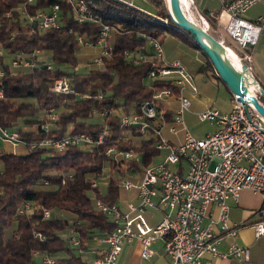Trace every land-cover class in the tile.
<instances>
[{
    "label": "trees",
    "instance_id": "obj_1",
    "mask_svg": "<svg viewBox=\"0 0 264 264\" xmlns=\"http://www.w3.org/2000/svg\"><path fill=\"white\" fill-rule=\"evenodd\" d=\"M87 1H91L90 8L100 16V22L79 23L74 8L64 0H33L31 4L28 0H0V45L9 49V56L0 55V68L5 72L0 76L5 92V98L0 99V125L18 129L28 141L39 140L47 135L41 130L42 117L39 115L55 107L59 119L53 122L50 133L55 137L77 131L97 136L106 127L101 145H70L60 151L37 146L24 155L0 149L3 165L0 168L3 189L0 193V264H34L37 249L52 253L58 264H84L66 237V230L76 229L82 246L86 247V241L93 234L109 233L116 226L110 217L95 208L89 196L91 189L104 201L117 202L121 192L120 177L142 171L160 153L156 146L158 138L152 134L139 136L136 129L131 138L117 141V145L120 149H133L139 155L138 160L124 158L115 162L100 151L115 144L121 135V115L136 110L165 84L159 79L148 83L147 73L152 62L146 60L136 64L126 58L127 50H139L152 56L154 52L146 36L161 41L166 31H172L204 53L207 65L202 64L201 69L215 70L207 53L174 21L166 0H149L156 8L154 12L122 0ZM55 2L65 10L66 23L60 27L41 29L21 10L26 4L29 13L34 15ZM7 12L11 15L7 16ZM103 24L112 27L108 42L114 46L113 54L104 57L100 68L76 69L81 47L78 36L83 35L96 43ZM37 49H42L49 59H33L30 66L11 65L8 57L18 53L30 57ZM49 62L53 63V68H48ZM60 76L72 77L78 94L51 91L52 82ZM85 92L87 97L83 96ZM258 98L264 104L260 93ZM94 109H107L108 112L105 116L94 117ZM106 166L109 167L106 189L93 188L96 173ZM66 170L72 174L64 183L63 171ZM46 178L49 183L45 185ZM22 201L41 204L51 210V215L45 216L43 208L19 214L17 208ZM11 227L14 228L7 237L6 231ZM35 231L41 232L46 239L34 236Z\"/></svg>",
    "mask_w": 264,
    "mask_h": 264
},
{
    "label": "built area",
    "instance_id": "obj_2",
    "mask_svg": "<svg viewBox=\"0 0 264 264\" xmlns=\"http://www.w3.org/2000/svg\"><path fill=\"white\" fill-rule=\"evenodd\" d=\"M69 3L75 12L79 23L85 21L100 22L101 18L90 8L91 1L64 0ZM133 5L132 1L122 0ZM191 12L197 17V23L206 30H211L210 20L197 8L195 0H188ZM222 11L216 15L217 24L227 37L236 42L240 51L232 49L226 44L224 36L218 37L220 42L228 46L238 56L242 69L247 66V85L253 94L260 88L251 85L249 70L253 61V47L257 44L260 34L264 33V13L255 20L245 18L244 13L260 0H220ZM31 4L33 0H28ZM183 8V6H182ZM22 13L34 20L38 27L46 29L65 25L63 15L65 10L57 3L50 5L49 9H40L34 15L28 11L26 4L21 6ZM184 10V9H183ZM185 12V11H184ZM7 16L11 12L6 13ZM211 16H215L212 14ZM96 43L79 35V41L88 46H98V55L93 58L94 65H102L104 57L113 54L114 46L108 42L112 27L103 24ZM148 43L153 48L152 56L141 51H126V58L136 64L149 60L152 65L147 73V78L165 81L160 89L139 104L136 110L121 115V135L115 144L105 146L102 150L111 156L115 162L128 158L136 160L139 155L133 149H120L117 141H125L133 136L136 129L139 136L152 134L158 138L157 148L162 153L160 160L151 162L143 167L142 171H134L120 177L119 187L128 191H135L137 201L129 200L125 208L118 202L109 203L97 196L95 190L91 199L96 209L105 213L115 223V228L106 234H93L92 238L103 246L95 257V264H118L119 257L125 243L139 238L142 243L141 255L151 258L154 254L153 243L160 238L165 240V252L171 257V264H213L216 256L235 257L240 262L250 259V248L233 243L227 251H220L218 245L221 235L216 234L214 225L218 224L222 231L232 236H237L238 229L228 223L229 205L228 198L238 199L244 189L264 192V117L252 102H243L238 99V94L233 93V106L228 112H221L212 106L198 112L201 121H213L217 125L214 132L204 137L193 135L185 130L183 139L179 142L169 140L165 135L167 125L172 122L182 123L185 111L192 107V99L188 93L197 94L198 86L194 74L179 60L168 61L164 58V50L160 40L146 36ZM42 49H37L32 56L26 57L18 53L11 58V65L30 66ZM0 55H3L0 49ZM53 63H48V68H53ZM78 67V66H77ZM0 68V76L4 75ZM50 90L64 94H78L76 84L72 77L60 76L52 82ZM84 97L88 93L83 94ZM5 98L4 88L0 83V99ZM178 102L172 108L173 102ZM114 110V108H109ZM108 110H93L100 116H105ZM59 119L55 107L44 111L41 130L47 135L39 140L28 141L24 139L18 129L0 125V140L18 142L29 145L30 148L51 147L60 151L70 145L91 146L104 143L103 133L106 127L97 136L86 131L67 133L60 137L50 135L53 122ZM172 131H177L176 125H171ZM182 162V164H181ZM107 167V166H106ZM106 167L96 173L92 180L93 188H101L107 183ZM71 172L63 175V182ZM135 175L136 181L129 176ZM48 184L49 179H44ZM3 189L0 187V193ZM216 203L219 213L211 217L205 224V219L212 216L210 206ZM34 208H43L45 216L51 215L49 208L33 201H22L17 208V213H27ZM148 208H163L166 213L164 218L156 225H151L145 216ZM255 235L264 236V218L252 223ZM34 236L41 240L46 237L41 232L35 231ZM71 245L81 253V237L76 229L68 232ZM40 264H58L56 256L52 253L35 250Z\"/></svg>",
    "mask_w": 264,
    "mask_h": 264
},
{
    "label": "crops",
    "instance_id": "obj_3",
    "mask_svg": "<svg viewBox=\"0 0 264 264\" xmlns=\"http://www.w3.org/2000/svg\"><path fill=\"white\" fill-rule=\"evenodd\" d=\"M132 1L133 5L141 8L145 11L154 12L156 10L154 4L152 3V8H147L145 4L141 2H137L138 0H129ZM196 6L198 10L205 16L212 15L213 21L210 20L212 25L211 30H213L214 35L220 37L221 35L226 38V44H228V40L230 39L225 34L224 30L218 26L216 15L220 14L222 11V4L220 0H195ZM50 6L48 7V9ZM169 8V7H168ZM264 13V0L258 1L254 6H252L249 10L244 13V17L249 20H255L258 18L260 14ZM187 15V14H186ZM189 18L192 17V14L187 15ZM194 18V17H192ZM197 22V20H194ZM209 30V31H211ZM217 37V38H218ZM229 45V44H228ZM92 48H96V52L98 53V46H90ZM152 48V47H151ZM0 49L3 51V56H9V49L4 48L0 45ZM81 50V49H80ZM153 51V48H152ZM83 52V51H82ZM96 53V55H98ZM42 54H44L43 50L38 54L37 59L42 58ZM79 54V53H78ZM165 54V51H164ZM95 55V56H96ZM94 56V57H95ZM93 57V58H94ZM165 58L170 61L171 59L178 60L176 57ZM226 57V56H225ZM11 59L10 57H8ZM44 58V57H43ZM206 59L202 58L196 66H190L186 62H182L186 68L194 74L196 85L198 86L199 92L197 94L188 93L190 98L192 99V107L185 111L184 121L180 124L170 122L166 129L165 135L166 137L173 141L179 142L183 139L184 131H190L193 135H196L191 129L190 121L192 116L196 117L199 122H207L201 121L198 118V112L210 108L212 106L218 107V109L225 113L231 110L233 106V92L231 97V103H224L221 105H217V100L219 98V90L220 84H223L227 89L230 90L228 85L224 83L221 79L218 78V74L214 69H201V65L205 64ZM251 67L249 70V76L251 80V84L258 88L264 89V33L260 34L259 40L256 45L253 47V61H251ZM207 63L205 64V66ZM199 74V75H197ZM148 83H151V79L148 78ZM259 91L257 92V94ZM178 102L174 101L172 104V108H176L178 106ZM42 117V116H41ZM211 123V129L204 132V137L208 133H212L217 129V125L213 121H209ZM171 125H176L177 131H172L170 129ZM26 128V127H25ZM139 142V140H137ZM137 142V144H138ZM163 152H160L157 155V158L162 156ZM155 157V160H157ZM108 183V182H107ZM104 184V183H103ZM106 189V188H105ZM120 197L118 199L122 208H125L126 203L129 200L137 201V196L135 191L128 192L126 197H123L122 188L120 187ZM89 196H92V192H89ZM117 201V202H118ZM227 203L229 205V216L228 223L231 227H236L238 229L237 236H232V234L222 231L218 224L214 225V230L216 234L221 235V241L218 245L220 251H227L229 246L233 243H237L243 246H248L250 248V259L239 261L235 257H221L216 256L213 260V264H264V236L255 235V230L252 226V223L264 218V192L253 191L251 189H244L241 191L239 198L236 200L234 198H228ZM212 216H208L205 219V224L210 221L211 217H216L219 213V207L216 203H213L210 206ZM166 210L163 208H148L146 210L145 216L147 221L151 225L158 224L165 216ZM67 231V236H68ZM66 235V234H65ZM103 246V244L98 243L92 237L86 241V247L84 251L81 253L79 250L75 248V252L81 256L84 264H95L94 260L97 256L99 249ZM154 249V254L151 258H143L141 255L142 243L139 238L133 239L132 242L125 243L123 246V250L119 257L118 264H171V257L165 252V240L163 238L158 239L152 245ZM34 264H40L39 257L35 255Z\"/></svg>",
    "mask_w": 264,
    "mask_h": 264
},
{
    "label": "rangeland",
    "instance_id": "obj_4",
    "mask_svg": "<svg viewBox=\"0 0 264 264\" xmlns=\"http://www.w3.org/2000/svg\"><path fill=\"white\" fill-rule=\"evenodd\" d=\"M137 2H141V3L145 4V6L147 8H150V9L152 8V3L149 2V0H138ZM206 16L211 21H213V18L210 15H206ZM210 32H213V30H211ZM228 41H229L228 44L232 47V49H235L236 51H240V48L238 47L236 42L232 41L231 39H229ZM160 42L162 44L163 50L165 51L164 58H166V59L170 58L169 56H171V58L176 57L177 59L179 58L178 60L181 63L186 62L190 66H196L197 63H199V61H201L202 58L205 57L204 53L199 48H197L194 45H191L188 40L175 35L174 32H172V31H166L164 36H163V39ZM80 49L78 51L80 62H79V66L76 69L83 70L85 67H87V68H92V67H99L100 68V67H102V65L99 66V65L93 64V57L97 53L96 48H92V47L88 46L86 43L81 42ZM41 56L44 57L45 59H49V57L46 53L42 54ZM172 60L173 59H171L170 61H172ZM68 67L70 68V66H68ZM197 75H199V74H197ZM220 85H221L220 86L221 90H219L220 92H219V98L217 100V105L219 106V105H221V103L222 104L228 103V105H229V103H231V101H232L231 100L232 92H231V90L227 89L223 84H220ZM43 115L44 114L41 111L39 117H41V116L43 117ZM94 117H100V116L99 115L97 116V114H96ZM190 126H191V129L194 130L193 132L196 135L203 136L204 132L207 130H210L212 125H211V123H209V120L207 122H199L196 119V117L192 116V119L190 121ZM137 142L138 141L136 139V143ZM0 149L8 151V152H13L15 154L24 155V154H27L29 152L30 146L26 145L24 143H21V142L13 144L10 141L0 140ZM162 152L165 153V151H162ZM158 160H160V158H157V161ZM2 167H3V165L0 162V168H2ZM66 173H67V170L63 171V174H66ZM108 173H109V167L107 166L106 167V173H105L106 176ZM129 177H131L135 181L137 180L135 178L136 177L135 175L129 176ZM104 179L106 181H108L107 177H105ZM106 185H107V183L101 184V189L104 190ZM128 192H130V191L123 189L122 190L123 197H126L127 194H129ZM145 214H147V213H145ZM13 228L14 227L7 229V231H6L7 237L11 234ZM66 237H67V230H66Z\"/></svg>",
    "mask_w": 264,
    "mask_h": 264
},
{
    "label": "water",
    "instance_id": "obj_5",
    "mask_svg": "<svg viewBox=\"0 0 264 264\" xmlns=\"http://www.w3.org/2000/svg\"><path fill=\"white\" fill-rule=\"evenodd\" d=\"M181 2V0H168L169 12L174 21L188 31L197 44L207 53L217 74L233 93L238 94V99L243 102H252L256 110L264 117V104L260 102L258 94H253L247 85L249 82L246 75L247 66L243 65L242 69H239L230 58L225 57L218 50V46L222 44L220 40L200 24L191 20L184 12ZM259 93L264 97L263 88H260Z\"/></svg>",
    "mask_w": 264,
    "mask_h": 264
},
{
    "label": "bare ground",
    "instance_id": "obj_6",
    "mask_svg": "<svg viewBox=\"0 0 264 264\" xmlns=\"http://www.w3.org/2000/svg\"><path fill=\"white\" fill-rule=\"evenodd\" d=\"M166 1H167V5H168V0H166ZM181 1H182L181 3H182V6H183V9H184L185 13L187 15L188 14H192V17H194V18L191 17L190 19L193 20V21L197 20V17L195 16V14L193 12H191V7H190L189 1L188 0H181ZM218 50H220L224 54V56H229L231 58L232 62H234L236 65L241 66V62H240L238 56L228 46H226L224 44L223 45L220 44L218 46Z\"/></svg>",
    "mask_w": 264,
    "mask_h": 264
}]
</instances>
